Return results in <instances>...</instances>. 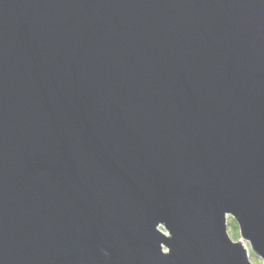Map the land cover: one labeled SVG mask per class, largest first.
Segmentation results:
<instances>
[{
	"label": "water",
	"instance_id": "95a60500",
	"mask_svg": "<svg viewBox=\"0 0 264 264\" xmlns=\"http://www.w3.org/2000/svg\"><path fill=\"white\" fill-rule=\"evenodd\" d=\"M264 264V0H0V264Z\"/></svg>",
	"mask_w": 264,
	"mask_h": 264
},
{
	"label": "rangeland",
	"instance_id": "374dc122",
	"mask_svg": "<svg viewBox=\"0 0 264 264\" xmlns=\"http://www.w3.org/2000/svg\"><path fill=\"white\" fill-rule=\"evenodd\" d=\"M229 234L234 241H238L239 239H241L247 244L249 252H250V260L253 264H263V260L259 256L253 253V251L251 250L250 244L242 238L239 228L237 231H234L233 229H231V227H229Z\"/></svg>",
	"mask_w": 264,
	"mask_h": 264
},
{
	"label": "trees",
	"instance_id": "16d2710c",
	"mask_svg": "<svg viewBox=\"0 0 264 264\" xmlns=\"http://www.w3.org/2000/svg\"><path fill=\"white\" fill-rule=\"evenodd\" d=\"M228 226L231 227V229H233L234 231H237L239 228L237 222L234 219H230V218L228 220Z\"/></svg>",
	"mask_w": 264,
	"mask_h": 264
}]
</instances>
